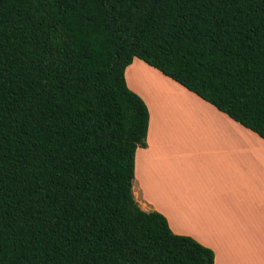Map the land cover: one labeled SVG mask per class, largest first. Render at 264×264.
Segmentation results:
<instances>
[{
    "label": "trees",
    "instance_id": "1",
    "mask_svg": "<svg viewBox=\"0 0 264 264\" xmlns=\"http://www.w3.org/2000/svg\"><path fill=\"white\" fill-rule=\"evenodd\" d=\"M133 58L264 140V0H0V264H213L133 200Z\"/></svg>",
    "mask_w": 264,
    "mask_h": 264
},
{
    "label": "crops",
    "instance_id": "2",
    "mask_svg": "<svg viewBox=\"0 0 264 264\" xmlns=\"http://www.w3.org/2000/svg\"><path fill=\"white\" fill-rule=\"evenodd\" d=\"M123 77L148 113L138 207L210 249L213 264H264V140L137 58Z\"/></svg>",
    "mask_w": 264,
    "mask_h": 264
}]
</instances>
